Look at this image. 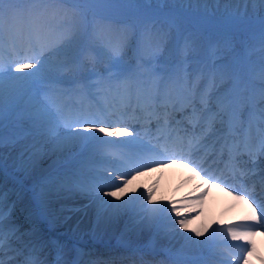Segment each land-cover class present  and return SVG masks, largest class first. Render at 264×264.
Instances as JSON below:
<instances>
[{
    "label": "bare ground",
    "instance_id": "6f19581e",
    "mask_svg": "<svg viewBox=\"0 0 264 264\" xmlns=\"http://www.w3.org/2000/svg\"><path fill=\"white\" fill-rule=\"evenodd\" d=\"M129 1L132 2L130 7L139 12L159 7L164 1L169 7L178 10L182 7L185 10H189V7H198L213 13H220L226 9L251 14L259 9L264 11V4H260L258 0ZM25 10L26 7L20 11L19 7L13 4L3 5V15L0 18V48L5 50L0 54V61L4 65V71L7 73L10 65L15 76L24 77L17 80L5 75L0 84V96L8 91L13 98L16 97V106L6 118L8 124H15L11 127L16 129V134L0 144V187L4 192L6 213L4 248L0 255L5 264H23L26 258L34 259L36 264H168L167 260H158L156 254L141 248L156 250L175 248L176 251L191 256L200 252L203 246L210 245L208 253L212 254L217 249L214 245L216 240L222 238L221 234L225 236L227 243L233 239L229 230L244 234L242 249L234 248V254L239 257V260L234 259V264H253L242 261L244 250L248 248L253 236H256V241L252 244L254 260L257 263L263 260L264 264V238L256 235V231L264 230V227L257 224V219L264 224V216H261L264 195L260 194L255 184L240 192L237 189L239 184L235 183L234 187L237 190L233 189L231 183L234 179L225 171L215 174V171L209 173L206 170L204 173V170L196 169L188 162L166 163L163 167L145 173L137 174L130 169L118 172L112 162H105L106 157H101L114 155L115 151L102 146L101 142L112 141L120 144L132 140L128 131L117 126L118 123L127 121L126 119L109 121L102 118L99 104H95L88 97L95 96L98 100L107 99L109 96L113 98L115 93L109 91L112 84L92 81L84 85L88 89L86 94L79 92L77 86L65 89L66 94L51 89L53 83H57V79L27 84L28 80L38 74H49L57 69L62 70L60 74L58 73L61 79H69L75 75L84 78L76 74L70 66L80 61L81 64H77L76 71L81 72L80 68H84V71L85 68H90L86 66H95L100 59L108 61L123 51H129L125 49L124 38L118 37L116 42L97 40L101 46L96 51L80 54L74 50V46H79L81 33L74 31L61 35L56 32L57 28L53 25L55 22L45 15L47 13L45 10L39 13ZM186 20L193 22L189 18ZM103 24L113 26L112 22ZM263 25L264 23H260L255 26L253 23L249 28L255 26L257 30ZM26 28L32 30L31 34L26 32ZM223 30L222 32L228 36L236 34ZM26 36L30 40L33 39L35 44L44 43L34 56L19 53V48L25 52ZM10 41L18 48L16 51L11 48ZM166 48H168L166 42H161L160 45L158 43L156 51H149V54L162 55ZM111 51L113 56H108ZM128 54L125 53L123 59H127L125 56ZM227 57L226 62L231 63L232 58ZM19 63H30L34 67L17 71L16 66ZM60 64L62 67L58 68ZM162 73L164 72H160ZM258 73L257 76L250 77L249 83H245L247 93L243 94V83L237 75L220 76L213 72L208 77L200 74L182 82V75L173 78L172 71H168L167 74L164 73L166 79L165 77L161 79L171 78L172 81H179L184 85L182 88L185 92L180 89L181 87H177L179 90L175 88L171 90L175 95L180 93L181 96L184 93L188 99H192L186 102L189 115L170 109V107L181 109L176 100L171 99V103L167 105H171L169 108L156 105L160 108H157L155 113L147 116L146 112L139 121L143 123L150 119L158 121L157 118L163 120L167 113H177L176 115H182L185 120H197L193 118V102L197 109L196 116L201 117L204 111L201 104L202 96L207 99L213 111L216 110L217 102L223 100L229 111L235 116L238 115L236 121L239 123L238 127L246 134L250 133L248 136V142L252 144L250 162L236 163L244 167L248 165L253 169L259 165L264 166V154L259 153L260 140L257 141L264 134L262 133L264 114L261 112L264 109V68ZM94 85H98L95 86L97 88L90 90ZM240 98H243L244 102H241ZM136 106L133 99L129 104L126 99L121 100L117 97L115 105L111 107V114L119 112L121 115L134 116ZM140 116L136 114V117ZM86 120L95 121L94 127L97 129L105 127L109 132L120 129L121 134L114 136L84 128L82 122ZM257 124H261L262 128ZM172 125L176 126L177 130L181 129L178 120L172 122ZM216 125H220L219 122ZM53 127L55 130L50 132L49 129ZM215 127L220 129L218 126ZM204 128L206 130L207 126ZM180 135L178 132L175 138ZM238 137L244 136L239 134ZM177 146L182 147L181 144ZM184 146L188 149L187 157L192 156L195 159V155H198L205 160L206 152H203L205 150L203 146L190 145L189 140L185 141ZM255 157L258 159L253 160ZM15 159L21 163L13 168L9 164ZM6 170L15 171L18 177L8 175ZM117 176L120 179H115ZM125 182L127 186L124 192L119 194L121 199L104 195L105 192L115 190L113 184H120L123 187ZM96 187L103 188L99 197L95 194H86L89 189L94 193ZM248 190L254 192L256 196H251ZM233 191L238 194L233 196L229 193ZM148 193H151V200L148 199ZM103 201H111V204ZM182 219L185 222L183 228L178 223ZM230 219H244L242 221L250 223L255 231L246 229L245 232H239L232 228L234 226H228L223 227V232L218 229L213 236L210 235V227L217 225L221 228V225ZM11 229L16 230L14 234L10 232ZM50 238L61 244L59 246L61 252L57 251L55 257L45 246ZM142 243L146 245L143 246ZM134 254L137 258H134ZM170 264L176 263L170 261Z\"/></svg>",
    "mask_w": 264,
    "mask_h": 264
},
{
    "label": "rangeland",
    "instance_id": "374dc122",
    "mask_svg": "<svg viewBox=\"0 0 264 264\" xmlns=\"http://www.w3.org/2000/svg\"><path fill=\"white\" fill-rule=\"evenodd\" d=\"M26 1L29 6L33 5L34 8L31 9H37L36 7L41 6L43 9L50 11L52 18L55 16L56 10L62 8L64 10L63 18L59 22L62 23L66 20V27L64 25L62 29L57 28V31L62 34L74 31L81 33L80 44L74 46V50H83V54L96 51L101 45L97 40L101 42L109 38L114 40L119 35L128 37L127 44L130 56L127 59H123L124 56L122 57V54H120L105 62L98 61L95 66H86L90 68H85L84 71V68H80L79 75L87 80L84 78L77 79L75 76L73 80L67 81L70 83L68 86L77 85L78 90L82 93L85 92L83 83H86V81H118L126 75L123 69L128 68V72H132L134 65L138 70L145 69L148 74L150 73L149 70L157 74L160 72L166 74L168 71L177 70L179 74L184 73L183 75L187 77L190 71L193 73L192 76H197L198 73L208 74L213 69L212 71L220 76L230 74L239 76L243 87L245 83H249L250 77L257 76L258 72H261L264 68V25L258 29L256 28L257 30L254 28L257 24L264 23V11L261 9L252 14L244 11L237 13L236 10L228 9L220 13H213L198 7H189V10L182 7L181 10H178L169 7L167 2L162 0L164 2L159 4V7H151L144 12H139V10L130 7L132 2L129 0H70L74 3L72 5L73 9L64 4L63 6L52 4L50 0ZM26 1L12 0L11 3L13 5L16 3L25 5ZM4 5L7 6L8 3ZM94 12L97 14H94ZM186 17L194 23L187 22ZM108 19L112 20L113 24L119 22L125 23L126 26L118 23L119 25L115 26L116 31H113V27L103 25V22ZM253 23H255V26L249 28ZM223 29L236 34L235 36H228L222 32ZM202 30L210 32L212 35L207 37L204 35L205 33H201ZM135 34L137 40L134 37ZM146 35H150L152 38L146 40ZM183 37L185 39H182ZM139 39H141V42L138 45L137 41ZM161 42H166L168 45L165 53L162 55L158 52L159 55L149 54V51H156L157 43L160 45ZM83 43L86 45L84 49H81L80 46ZM196 51L197 53H195ZM109 56H112V54L110 53ZM227 56L232 58L231 63L226 62ZM139 57L142 61L138 60ZM79 63L81 64L80 61L74 62L70 66L73 67L76 74L78 73L76 67ZM251 65H253V68H251ZM61 67L62 64L58 68ZM154 68H157V71ZM58 71L61 70H52L49 74H38L35 78L28 80L27 84L48 81L50 78L55 77ZM60 86L67 87V85ZM15 98L8 91L0 96V138H2L0 144L16 134V129L11 127L15 124L10 125L6 122L7 116L16 106ZM19 163L21 162L15 159L9 165L15 168L19 166ZM6 172L8 175L18 177L15 171L6 170Z\"/></svg>",
    "mask_w": 264,
    "mask_h": 264
},
{
    "label": "snow or ice",
    "instance_id": "6c2138e0",
    "mask_svg": "<svg viewBox=\"0 0 264 264\" xmlns=\"http://www.w3.org/2000/svg\"><path fill=\"white\" fill-rule=\"evenodd\" d=\"M12 0H0V18H2L3 15V5L5 3H11ZM260 4H264V0H258ZM31 34V31H30ZM152 37L150 35H146L145 39L150 40ZM34 65L30 63H19L16 66V70L20 71L22 69H31ZM5 75H8L12 79H23L24 77H17L14 75V73L11 70V66L9 65L7 73L4 71V65L2 62H0V84L3 82V78ZM176 87H184V85H181L179 81H172L171 78L169 80L159 79V80H145L143 78L130 75L125 76L122 80H118L117 83L110 85V92H114L115 96L113 99L115 100L117 97H119L121 100H127V102L130 104L133 97L135 96L137 103L142 99H145L147 102H149V106L158 105L162 107H167V103L171 101V92L170 89H174ZM185 90H187L185 88ZM145 92H147V96H145ZM201 104L203 105V108L205 111H207L208 115L205 119V124L207 125V129L203 126H201V132L204 133L207 132H213L216 131L215 125L217 122L220 124L219 133L223 139V144L221 146V155H223V152L225 149H227L229 153L230 160H235L236 154L239 153L241 144L243 145V148L249 152V155H251V150L249 148L248 144V137L245 134L242 140L232 139L231 143H229L230 138L237 137L238 130L236 127V121L238 120V117L235 116L234 113L230 112L228 109V106L225 101L219 100L217 104L215 105L216 110L213 111L211 108L208 107V101L203 96L201 97ZM192 111L195 114L197 112V109L194 106ZM262 114H264V109L261 110ZM262 121H264V115H262ZM77 123H81V121H77ZM84 128H89L93 131H99L100 133H108L109 135H120L121 130L117 129L114 132H109L108 128L105 127H99L98 129L94 127L95 121H83ZM200 123V117H197V124ZM196 125H194L195 128ZM55 128H50L49 131L53 132ZM262 133H264V129H262ZM129 136H132L133 133L129 132ZM204 139V136L201 135L199 138H196L193 136L192 139L189 140V144H196L199 145L202 140ZM0 143H2V138H0ZM104 143H112L111 141H104ZM131 147H136L135 140L125 142ZM260 154H264V134L261 135L260 143H259V149ZM180 159H183L182 157ZM156 162V161H154ZM161 166H163V161H158ZM171 162H175L172 160ZM192 161H189L191 163ZM210 179L212 177H209ZM115 179H120L119 176L115 177ZM127 186V183H124V186L122 187L120 184H113L112 187L115 190L105 192L104 195L114 197L115 199L119 200L121 199L120 193L124 192V188ZM83 191V190H82ZM103 191L102 187H96L95 191L91 189L87 190L86 194H95L99 197V193ZM243 198V197H241ZM101 200H103L102 197H100ZM148 199L151 200V193H148ZM104 203L111 204V201H103ZM175 211V209H173ZM10 214V213H9ZM5 209H4V192L2 187H0V253L3 252L4 248V221H5ZM261 216H264V207H261ZM179 226L181 228L185 227L184 220L178 221ZM257 224L260 225V227H264V224L260 223V220L257 219ZM15 229H11L10 232L12 234L15 233ZM232 238L235 240L238 237V234L235 231L229 230ZM199 235V233H197ZM251 254L249 250V255ZM0 264H5L2 255H0ZM23 264H36V261L32 258H26L23 262Z\"/></svg>",
    "mask_w": 264,
    "mask_h": 264
}]
</instances>
